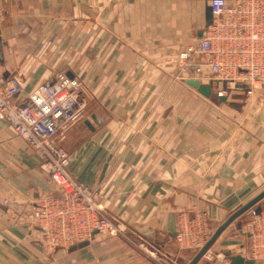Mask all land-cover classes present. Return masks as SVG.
<instances>
[{
    "label": "crops",
    "instance_id": "1",
    "mask_svg": "<svg viewBox=\"0 0 264 264\" xmlns=\"http://www.w3.org/2000/svg\"><path fill=\"white\" fill-rule=\"evenodd\" d=\"M208 5L0 0V73L18 76L26 92L56 72L51 61L59 50L38 53L40 42L71 44L73 20L82 19L74 43L92 63L86 71L64 69L85 78L87 115L68 128L63 144L71 174L124 228L96 233L74 251L40 243L39 227L23 219L58 189L0 119V264H188L200 247L178 245L179 221L207 209L213 234L264 189V94L254 100L235 88L226 101L206 97L170 62L178 47L184 51L202 36ZM251 218L247 211L232 222L197 264H233L235 255L264 264V225L254 242L243 229Z\"/></svg>",
    "mask_w": 264,
    "mask_h": 264
},
{
    "label": "built area",
    "instance_id": "2",
    "mask_svg": "<svg viewBox=\"0 0 264 264\" xmlns=\"http://www.w3.org/2000/svg\"><path fill=\"white\" fill-rule=\"evenodd\" d=\"M212 22L196 43L181 52L189 59L194 79L213 82L216 97L229 96L243 89L247 97L264 94V0H209ZM23 82L16 75L0 73V119L6 120L16 134L35 147L59 196L50 197L35 211L47 219L40 227L53 242L69 247L92 238L93 231L117 235L124 231L121 222L113 223L104 213L94 191L79 183L69 172L70 155L61 142L70 125L82 117L85 100L81 81L62 72L35 87L22 97ZM243 229L253 242L261 235L264 209L256 213ZM206 215V214H205ZM195 216V215H194ZM182 222L176 240L200 248L210 238L202 214ZM155 257V253L147 251Z\"/></svg>",
    "mask_w": 264,
    "mask_h": 264
},
{
    "label": "rangeland",
    "instance_id": "3",
    "mask_svg": "<svg viewBox=\"0 0 264 264\" xmlns=\"http://www.w3.org/2000/svg\"><path fill=\"white\" fill-rule=\"evenodd\" d=\"M82 18V17H81ZM79 18L76 17L75 20H73V22L77 23V25L71 29V38H69V40H71V44H68V45H61V43L59 42H55V43H50V41L47 39L46 41H41L40 44L38 45V53H41L43 54L44 52H46L47 50H49V48H53L56 50H59V52H57L58 54H56V60H53L51 61V63L54 64V67H53V70L56 71L54 75H52L51 77L53 76H56L57 74L59 73H62V72H65L67 71V69H64V65H68L69 66V71H86V66L88 64H91L92 63V60H89L88 62L87 61H83L82 60V57L80 55H78V51H79V47H77L74 43V41L76 39H78V33L80 32V34L83 32V27H82V19L79 21ZM53 45V47H52ZM190 45V44H189ZM189 45H187L186 47H188ZM185 47V46H184ZM183 45L182 47H179L176 49V52H177V55H176V58L175 59H172L170 60L172 66H177V69H179V71L181 72V78H192L193 77V72H192V66L190 64V61L189 59H184L181 57V52L183 51L182 49L184 48ZM175 52V53H176ZM62 55V56H61ZM61 56V58L59 59V57ZM175 55H173L172 57H174ZM169 64V65H171ZM86 65V66H85ZM93 67V65H92ZM67 73V72H65ZM68 74V73H67ZM69 76V74H68ZM77 77L79 81H81V94H82V90L83 88H85L87 85L85 83V78L82 76V75H78V74H75L73 75L72 77ZM50 78V77H49ZM48 78V79H49ZM194 79V78H192ZM23 81V80H21ZM23 84V92H22V97H25V96H28L31 92H33V90L35 88H33L31 91L29 92H26L24 90V83ZM40 85V84H39ZM234 90V89H233ZM262 94V93H261ZM258 95V92L255 93L253 96H252V99L254 100H261L260 98H255L257 97ZM262 98V97H261ZM87 101H85L86 103ZM87 115V103L85 104L84 106V110H83V113H82V117L76 121V122H79V121H82V119H84ZM6 121V120H5ZM7 122V121H6ZM74 122V123H76ZM73 123V124H74ZM72 124V125H73ZM71 126V125H70ZM69 126V127H70ZM68 127V128H69ZM68 130V129H67ZM16 133V132H15ZM17 135V134H16ZM66 139H64L61 144L63 145V148L66 150V148L64 147V144L63 142L65 141ZM24 142V147L25 149H31V151L33 152V154L35 155V157L38 159V161H40L41 165H43L45 168V163L42 159V157L40 156L39 154V151L36 150L35 147L31 146L30 144H27L25 141ZM33 148V149H32ZM67 151V150H66ZM68 152V151H67ZM69 154V152H68ZM70 155V154H69ZM70 161H71V156H70ZM70 164V163H69ZM68 170H69V166H68ZM70 172V171H69ZM71 173V172H70ZM72 175V174H71ZM73 176V175H72ZM74 177V176H73ZM75 178V177H74ZM76 179V178H75ZM54 182V181H53ZM55 184V183H54ZM55 186L57 187L58 189V193L55 194V195H50V196H46L42 199L41 203L39 205H36L34 207H32L30 209V213L29 215L27 216V218H24L23 221L24 223L28 224L30 227L32 226H38L39 227V231H40V243H42L43 245H45L47 248H50L52 250H68L70 251V247H65V246H62V245H58L56 244V242H53L52 239H51V236H48L47 234H45L43 232V230H40V227L43 228V226L45 227L46 226V222H47V219L45 218H41V217H38L35 213V211L39 208V206L46 200L50 199V197H56V196H59L60 193H59V187L55 184ZM5 203V202H4ZM102 205V204H101ZM102 209L104 211V213L109 217V219L113 222V223H116L118 220L117 217H114L112 216L104 206H102ZM249 211V210H248ZM197 214H202V216L204 217L205 219V222H206V230L210 233L212 232V227H211V216H210V213L207 209H199L195 212V216ZM206 214V215H205ZM252 214V213H251ZM193 215V216H194ZM26 216V215H25ZM194 216V217H195ZM188 219H192L191 216L188 217ZM182 221V220H181ZM179 221V224H178V230L182 228V222ZM121 226L123 227V224L122 222L120 223ZM177 230V231H178ZM123 232V231H122ZM122 232H119L118 234L122 233ZM98 233H102V234H105V235H111L108 231H98ZM117 234V235H118ZM211 237V236H210ZM250 237L252 238L253 236L250 235ZM93 238L90 239V241L92 240ZM176 239V237H175ZM253 241V239H252ZM176 242L178 243V245L182 248H188V249H198L200 246H198V244L196 243V245H193V244H182L180 241H177ZM206 255V254H205ZM204 255V256H205ZM156 256V255H155Z\"/></svg>",
    "mask_w": 264,
    "mask_h": 264
},
{
    "label": "water",
    "instance_id": "4",
    "mask_svg": "<svg viewBox=\"0 0 264 264\" xmlns=\"http://www.w3.org/2000/svg\"><path fill=\"white\" fill-rule=\"evenodd\" d=\"M213 18L212 14V7L210 5L207 6L206 9V25L208 26L211 24ZM200 34H203V31H200ZM0 45H2V39L0 37ZM70 77L73 75L71 73H68ZM6 75V74H5ZM190 85L194 86L198 89L200 93L205 95L206 97H212L216 98L219 101H226V96L216 97V95L213 93V82L209 83H203L200 82L198 79H188L187 81ZM86 124L91 127V124L86 121ZM264 200V189L261 190L258 194H256L252 199H250L248 202L240 206L237 210H235L221 225H219L211 237L206 241V243L198 250L196 255L193 257V259L188 264H197L198 261L207 253V251L211 248V246L214 244V242L218 239L220 234L235 220L240 218L245 212H247L249 209L254 207V210L256 213H260L262 210L261 202ZM237 227L240 229L241 222L239 221L237 224ZM98 233L97 230L93 231L92 238L94 235ZM90 243V240H84L82 242H79L75 245H72L70 247V251H74L76 249L82 248L87 246ZM233 264H253L254 261L252 259H247L241 255H235L232 257Z\"/></svg>",
    "mask_w": 264,
    "mask_h": 264
},
{
    "label": "bare ground",
    "instance_id": "5",
    "mask_svg": "<svg viewBox=\"0 0 264 264\" xmlns=\"http://www.w3.org/2000/svg\"><path fill=\"white\" fill-rule=\"evenodd\" d=\"M33 149V148H32ZM57 193V192H56Z\"/></svg>",
    "mask_w": 264,
    "mask_h": 264
}]
</instances>
